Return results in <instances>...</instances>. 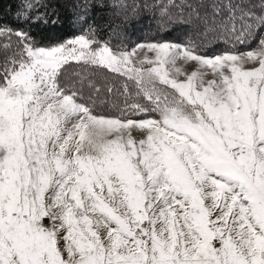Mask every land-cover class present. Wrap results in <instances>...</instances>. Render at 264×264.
Masks as SVG:
<instances>
[{
  "label": "snow or ice",
  "instance_id": "obj_1",
  "mask_svg": "<svg viewBox=\"0 0 264 264\" xmlns=\"http://www.w3.org/2000/svg\"><path fill=\"white\" fill-rule=\"evenodd\" d=\"M152 7L197 39L0 24V264H264V0Z\"/></svg>",
  "mask_w": 264,
  "mask_h": 264
},
{
  "label": "trees",
  "instance_id": "obj_2",
  "mask_svg": "<svg viewBox=\"0 0 264 264\" xmlns=\"http://www.w3.org/2000/svg\"><path fill=\"white\" fill-rule=\"evenodd\" d=\"M167 0H40L46 7H39L34 10L37 13L47 14L48 23H19L16 13L21 8L22 0H0V24L11 25L13 28H22L31 33L41 43L58 41L70 37L88 25H93L101 40H111L113 45L125 44L134 45L139 41L168 39L175 42H183L187 38L197 39L196 29L181 22L178 15L179 9L170 8L173 13L171 22L165 24L161 29L157 25L159 19V8L152 7ZM176 4L180 0H175ZM113 5L111 22L117 25V32L110 33L103 26V21L109 18L102 10ZM146 5L148 7H146ZM135 9V12L133 11ZM186 11V10H185ZM77 16H83V22H77ZM56 20L53 26L52 20ZM167 19V18H165ZM248 47H255V41ZM224 48L222 43H217L215 49ZM240 51L246 50L244 47ZM73 69H69V72ZM109 79H114L113 74H108ZM119 83V82H117Z\"/></svg>",
  "mask_w": 264,
  "mask_h": 264
},
{
  "label": "rangeland",
  "instance_id": "obj_3",
  "mask_svg": "<svg viewBox=\"0 0 264 264\" xmlns=\"http://www.w3.org/2000/svg\"><path fill=\"white\" fill-rule=\"evenodd\" d=\"M113 5H110L109 7H107L106 9H104V10H102L105 14H108V16H109V18H107L105 21H103L102 23H103V26H105V28H107V31L108 32H110V33H115V32H117V25H116V23L115 22H111V12L113 11ZM0 15L1 16H4V15H6L4 12H0ZM115 28V32H113V29ZM78 33V32H77ZM77 33H75V34H77ZM65 38H67V37H65ZM62 39H64V38H62ZM61 39V40H62ZM168 40V39H167ZM50 42H53V41H50ZM50 42H48V43H50ZM141 42H145L144 40L143 41H139V42H137V43H141ZM136 44V43H135ZM132 46H134V45H132ZM131 45H129V47H132ZM149 55H151V53H149ZM189 70H191L190 68H189Z\"/></svg>",
  "mask_w": 264,
  "mask_h": 264
}]
</instances>
